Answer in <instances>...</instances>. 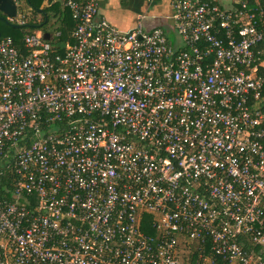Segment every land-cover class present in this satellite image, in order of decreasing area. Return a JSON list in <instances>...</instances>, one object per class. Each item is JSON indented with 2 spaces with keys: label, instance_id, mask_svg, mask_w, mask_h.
Listing matches in <instances>:
<instances>
[{
  "label": "built area",
  "instance_id": "2783aa9c",
  "mask_svg": "<svg viewBox=\"0 0 264 264\" xmlns=\"http://www.w3.org/2000/svg\"><path fill=\"white\" fill-rule=\"evenodd\" d=\"M59 1L63 54L0 37V264H264L262 0H173L179 45Z\"/></svg>",
  "mask_w": 264,
  "mask_h": 264
},
{
  "label": "trees",
  "instance_id": "16d2710c",
  "mask_svg": "<svg viewBox=\"0 0 264 264\" xmlns=\"http://www.w3.org/2000/svg\"><path fill=\"white\" fill-rule=\"evenodd\" d=\"M20 12L27 14L26 24L24 26L8 25L2 21L10 32L4 34L0 29L2 36H11L18 47L23 48V38L28 32L39 30L43 33L51 34V43L54 46L56 53H64V45L73 41L72 34L75 28V22L72 18L70 10L66 7L61 8V4L56 0H17ZM46 2V3H45ZM264 6V0H262ZM55 20V23L53 21ZM264 31V27L262 28ZM54 32V33H53ZM60 33V36H55ZM260 53L258 57V65L260 73L264 74V42L258 48ZM15 176L8 170L3 171L0 176V197L11 200L13 190V182ZM9 189V191H7ZM152 233V232H151Z\"/></svg>",
  "mask_w": 264,
  "mask_h": 264
},
{
  "label": "crops",
  "instance_id": "0c3cea01",
  "mask_svg": "<svg viewBox=\"0 0 264 264\" xmlns=\"http://www.w3.org/2000/svg\"><path fill=\"white\" fill-rule=\"evenodd\" d=\"M61 8L65 7L61 1ZM173 0H97L100 17L106 18L113 26L119 30L127 31L136 27L139 20H142L145 28L151 30L161 28L165 31L173 32L176 39L173 43L179 45L180 39L177 37L171 17L173 15ZM222 0L219 3L222 8L232 9L234 0ZM46 3V2H45ZM54 19L53 22H55ZM41 33V32H40ZM44 34V33H43Z\"/></svg>",
  "mask_w": 264,
  "mask_h": 264
},
{
  "label": "water",
  "instance_id": "95a60500",
  "mask_svg": "<svg viewBox=\"0 0 264 264\" xmlns=\"http://www.w3.org/2000/svg\"><path fill=\"white\" fill-rule=\"evenodd\" d=\"M18 12V3L16 0H0V21L12 25L9 22V18L16 17ZM14 26V25H13ZM0 33V37H1ZM44 39L47 41L51 40L50 33H44Z\"/></svg>",
  "mask_w": 264,
  "mask_h": 264
},
{
  "label": "rangeland",
  "instance_id": "374dc122",
  "mask_svg": "<svg viewBox=\"0 0 264 264\" xmlns=\"http://www.w3.org/2000/svg\"><path fill=\"white\" fill-rule=\"evenodd\" d=\"M223 1V3H227L226 2V0H222ZM53 23H55V22H53ZM0 29L3 31V33L4 34H7L8 32H10V29L9 28H7L3 23H0ZM38 32H40L39 30H34L33 32H31V34L33 33V34H35V33H38ZM29 33V32H28ZM54 33V32H53ZM168 35H169V38L174 42L176 39H174L175 38V36L173 35V32H171V31H168V33H167ZM170 40V41H171Z\"/></svg>",
  "mask_w": 264,
  "mask_h": 264
}]
</instances>
